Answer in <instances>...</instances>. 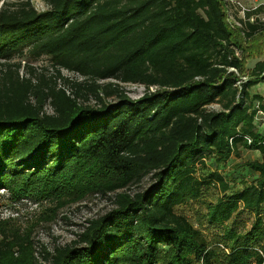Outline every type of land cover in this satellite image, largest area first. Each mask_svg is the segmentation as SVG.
Segmentation results:
<instances>
[{
  "label": "trees",
  "instance_id": "16d2710c",
  "mask_svg": "<svg viewBox=\"0 0 264 264\" xmlns=\"http://www.w3.org/2000/svg\"><path fill=\"white\" fill-rule=\"evenodd\" d=\"M43 1V11L32 0L0 5V191L50 200L56 211L114 193V208L87 220L76 240L45 250L48 264H264V98L251 92L264 81V25L249 24L243 37L224 0ZM26 55L85 80L57 70L34 83L15 61ZM230 68L248 77L241 88ZM110 79L118 83H101ZM130 83L146 88L142 97L127 94ZM244 149L259 157L246 163L257 175L242 189L204 173ZM147 176L146 188L129 191ZM209 189L223 195L199 227L183 208ZM241 209L257 219L244 240L223 226V254L204 221L224 225ZM1 224L0 264H40L31 233Z\"/></svg>",
  "mask_w": 264,
  "mask_h": 264
},
{
  "label": "rangeland",
  "instance_id": "374dc122",
  "mask_svg": "<svg viewBox=\"0 0 264 264\" xmlns=\"http://www.w3.org/2000/svg\"><path fill=\"white\" fill-rule=\"evenodd\" d=\"M32 2L39 11H43L47 8L43 0H32ZM261 39L259 38V40ZM253 60H255V58L249 59L247 63ZM15 61H21L22 65H24L20 70V75L23 77H31L34 83L37 82L40 73H45V75L49 77H54L57 73L56 66H53L48 56L31 58L26 55L22 60L17 58ZM23 61H25V64ZM3 62L4 61H0V78ZM28 66L34 68V74L30 72ZM64 74L67 75L66 77H72V79L76 81L85 80V78H82L77 73L69 72L68 70H65ZM107 82L118 83L114 79L105 80L101 83ZM123 89L133 99H139L146 91L143 85L135 83L123 84ZM95 101V98L91 96L89 103L94 104ZM213 107L215 109L218 108V106ZM47 110H50L49 106H47ZM258 157L259 155L256 151L244 149L241 150L240 156L232 155L230 160L226 163L216 165L213 160L209 161L208 170L204 171V173L206 174L208 171L212 170L222 173L228 181L230 188L236 191L242 189L244 184H249L256 178L257 174L251 171L246 166V163ZM198 173H202V171ZM68 175V177H71L70 174ZM96 180L100 181L103 180V178L97 176ZM70 181H72V178H70ZM150 182L151 177L147 176L140 183L131 185L129 191L144 189ZM0 192L3 194L0 195V223H2V228L7 231H16L20 235L31 233L30 240L35 249V257L40 264H48L47 260L44 259L45 250L53 252V249L58 245L63 246L72 243L77 239V235L82 231L83 227L88 225L87 220L98 217L114 208V193H109L107 195H101L97 192L90 193L76 201L65 204L56 211V203L50 200H37L30 196L14 199L8 191L3 192V190H1ZM222 195L223 193L219 189H209L205 191L203 197L198 201H192L188 206L183 208L184 211H182L189 219L194 221V224L200 227L202 226L200 225L201 220H203L209 208L217 201L218 197ZM256 219L257 216L255 212L241 209L224 225L209 226V224L204 221V226L202 228L210 239L218 241L219 246L222 248V253L224 254L229 252V248L227 241L223 240V226L235 229L242 235V240H244Z\"/></svg>",
  "mask_w": 264,
  "mask_h": 264
},
{
  "label": "built area",
  "instance_id": "2783aa9c",
  "mask_svg": "<svg viewBox=\"0 0 264 264\" xmlns=\"http://www.w3.org/2000/svg\"><path fill=\"white\" fill-rule=\"evenodd\" d=\"M4 1L5 0H0V5ZM224 9H225V15H226V19H227L229 26L235 31H240L243 37L249 31V27H248L249 24L260 23L264 25V0L255 1L254 4H247L244 0H224ZM235 54L237 56H241L242 51L240 49H236ZM57 70L61 71V75L64 76L65 78H69L70 80H73L72 77H66L67 75L64 74V71L67 69L56 66V71ZM230 71H234L238 74L239 80L236 85L239 88H241L242 83L246 82L248 80V77L241 76V74L238 73V71L235 68H230ZM77 74L80 75L79 73ZM80 76L82 78H85L82 75ZM57 85L59 88L64 89L68 94L70 93V88L63 83L61 78L57 79ZM155 89L156 87H151V90L154 91ZM45 110L47 112H51L52 108L50 107V110H47V107H46ZM259 113L264 118V112L259 111Z\"/></svg>",
  "mask_w": 264,
  "mask_h": 264
},
{
  "label": "crops",
  "instance_id": "0c3cea01",
  "mask_svg": "<svg viewBox=\"0 0 264 264\" xmlns=\"http://www.w3.org/2000/svg\"><path fill=\"white\" fill-rule=\"evenodd\" d=\"M247 4H254L255 1H258V0H244ZM261 58H257L251 62H248L247 63V68L250 69V68H253L254 65L256 64L257 61H259ZM252 93H256V94H259L261 95L263 98H264V81L263 82H260L258 83L256 86H254L251 90Z\"/></svg>",
  "mask_w": 264,
  "mask_h": 264
}]
</instances>
